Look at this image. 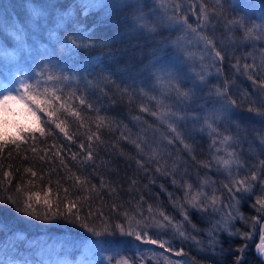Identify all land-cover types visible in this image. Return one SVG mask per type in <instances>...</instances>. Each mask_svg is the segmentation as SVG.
I'll return each mask as SVG.
<instances>
[{
  "label": "trees",
  "instance_id": "1",
  "mask_svg": "<svg viewBox=\"0 0 264 264\" xmlns=\"http://www.w3.org/2000/svg\"><path fill=\"white\" fill-rule=\"evenodd\" d=\"M247 1L264 3V0ZM226 2L0 0V85L15 89L21 78L31 83L43 82L50 74L67 77L55 86L62 89L64 95L75 93L71 103L80 113V118L67 113L60 115L71 140L56 129L55 124H45L44 136L39 133L34 137L26 136L25 143L9 144L0 151V198L14 196L17 186L22 185L25 191L39 195L41 203L47 193L54 206L60 202L61 211L65 204L75 201L74 212L78 211L80 217L78 222L71 219L42 221L18 213L11 206L5 207L0 213L3 220L0 223V264L8 258L19 259L38 244L60 240L97 241L104 248L122 243L126 246L124 253L129 264H135L134 257L140 264H151L150 256L144 254L138 259L134 254L136 250L127 247L131 243L140 247L151 245L147 238L137 240L135 235L127 234L130 219L131 228L141 231L142 237L146 231L148 237L165 242V246L177 242L175 237L179 233L172 225H180V230L188 237L193 224L198 228L202 226L192 210L188 209L191 223H187L179 209V205L185 203L186 191L180 185L195 187L197 184L193 191H201L197 182H208L210 186L215 178L210 158L214 154L208 150L206 139L198 138V127L194 124L199 119L191 116L197 112L196 102L207 103L213 99L210 92L226 87L236 90L234 95L228 92V96L237 101L234 111L240 125H244L248 114L260 117L255 111L250 112V107L264 111L259 100L264 93L259 90L254 98L250 93L253 79H264V68L252 74L243 69L252 59L240 58L251 54L253 49L243 47L236 56L226 52L229 40L236 42L244 38L240 31H231L228 22L236 20L239 14ZM201 5L209 13L216 9L210 23L202 19ZM221 10L223 15H220ZM173 16L186 19V23L183 19L178 23L169 22L168 18ZM199 34L212 39L215 50L221 51L224 59L217 60L204 40V46L197 44L189 53L210 56L212 68L219 71L217 83L212 78L196 82L203 66L193 55H179L184 47L181 39H196ZM69 38L75 39L81 47L72 45ZM197 48H201V52ZM202 87L208 92L199 97ZM253 87L258 89L257 84ZM182 92H188V97L181 96ZM216 97L217 104L224 103L223 97ZM80 98L85 100L83 105L79 103ZM145 108L148 111H144ZM153 112L157 115H152ZM161 113L175 115L161 118ZM101 117L104 118L102 124ZM41 119L46 117L41 114ZM170 124L176 132L171 131ZM164 125L168 128L164 129ZM185 125L188 128L193 125L192 134L185 133ZM93 134L99 136V141L95 137L88 141V136ZM133 141L139 143L142 150L137 149ZM229 142L230 147L237 149L235 133ZM89 150L93 152L91 160L86 159ZM5 172L11 175L6 177ZM259 174L264 175V171L259 169ZM76 177L86 182L81 184ZM173 180L178 183L173 184ZM251 204L243 203L240 212L247 219L261 220L264 213L258 211L255 203ZM161 213L171 219V225L163 220ZM81 221L101 235H93L81 226ZM135 221H140L139 227ZM158 223L166 226L159 227ZM118 224L124 226V232L116 227ZM197 238L205 241L203 237ZM213 241L217 243L213 256L203 261L188 253L187 262L233 264L236 257L242 255L241 264H264L248 240L218 233ZM241 247L243 253L237 251ZM185 248L187 246H181L183 255L188 251Z\"/></svg>",
  "mask_w": 264,
  "mask_h": 264
},
{
  "label": "rangeland",
  "instance_id": "2",
  "mask_svg": "<svg viewBox=\"0 0 264 264\" xmlns=\"http://www.w3.org/2000/svg\"><path fill=\"white\" fill-rule=\"evenodd\" d=\"M220 1L222 2V0ZM224 1L226 2V0ZM227 1L230 3L231 9L239 14L236 20L239 21L243 19L244 22L243 27L240 25H231V31H240L244 35V38L241 41L236 42L229 40L225 45L227 49L226 52H230L232 55L236 56L241 54L243 47L248 46L249 48H252L253 51L251 54L248 56L241 55L240 58L244 60L252 59L249 64L254 67L249 70L254 74L256 69L260 70L261 68H264L262 67V63H264V56H262L264 53V33H262L259 28L260 25H264V3L259 5L253 1V4L259 6L256 7L252 2L247 0ZM253 25L257 27L252 36L249 37L247 34L245 35L246 29L253 27ZM181 40L184 42V47L181 48L183 51H180L179 55L184 57L187 55H193L194 53H189V51L196 47L197 44L204 46L200 34L196 36V39L182 38ZM197 51L201 52V48H197ZM192 57L197 58L199 63L203 66L198 73L196 82L201 83L212 78L217 83L218 78H220L219 71L212 68L210 56L206 57L205 54H195ZM259 70L257 74H259ZM200 75L205 77L203 81L199 79ZM253 84L254 83L250 84L252 85L250 91L252 98H254L255 95H258L260 90L259 88H256L255 90ZM5 89L12 88L0 85V92H3ZM227 92L234 95L236 90L233 88L227 89ZM210 93L213 95V99L207 100V103L200 102V108L191 116L194 115L199 119L194 124V126L198 127V138L204 140L202 139V137H204L206 139L204 141L208 144V150L211 149L214 154V157H210L213 161V167L211 169L215 176L214 182L210 184V186L207 184L208 182H197L199 184L198 188L201 187V191H193V188L197 189V184L195 187L192 186L190 190L186 187L180 186L182 190L190 192L189 197L196 192H203L205 196L202 197V203L209 205L208 209L206 212H200L189 207V209L197 216L199 219L198 221H200L199 224L202 226L200 228H191L194 233L189 232V238L186 240L178 234V236L175 237L177 242L165 246L164 248H161L159 244L151 243L150 244L154 248L149 244L140 247L138 244L131 243L127 246L128 248L136 250L134 254L137 257H141L138 256L140 254H147L150 256L151 264H176L177 261H180V264H190L187 262L188 253L204 261L205 258L214 255V248L217 245V240H213H215V235L218 233L226 235L239 232L241 235L236 236L248 240V242L250 241L257 253H260L258 251V246L264 243V240H262V237H264V215L261 217V220L256 219L255 221H252L253 218L250 219L248 217L247 219V217L240 212L243 203H245V206H252L251 203H255L257 207L261 209V206L257 204L256 201L257 198H264V175L259 174V169H262L261 162H264V142H262V139H264V118L248 114L245 116L244 125H240L241 122L238 116L229 111H222V103L217 104L216 93ZM239 98L245 99L241 97ZM222 100H224V98H222ZM13 107L18 106L13 105ZM187 117L189 118V116ZM217 117H219V119H217ZM16 119L20 120L22 123H30L32 120L31 117H24L23 114L16 117ZM183 119L185 120V117H183ZM209 125H211V127H209ZM213 128L216 129L215 132H213ZM10 130L13 129L10 128ZM232 133H235V136L238 139L237 149L230 147L231 142H228V144L220 143L223 136L227 135L232 137ZM240 146H242V148ZM235 151L239 152V154ZM229 152L235 153L234 157H232L234 162L231 164L230 169H225L220 163H218V159H230L228 155ZM240 156L242 157L241 159ZM229 171L231 172V175H229ZM252 172L258 173V180L253 183L252 193H236L235 198H232V195L224 185L228 184L229 186H233L232 181L250 177ZM180 173L181 172H179V174ZM233 191L235 192L234 186ZM212 196L217 198L215 211L210 205L209 198ZM260 211L261 213H264V210ZM225 221H227V229L224 227ZM252 224H256L255 229L252 228ZM247 225L248 230L251 228V231L249 230L250 233H248V230H245V226ZM243 234L248 235L245 237ZM185 236L187 235L185 234ZM197 237H203L205 241L197 240ZM182 245L187 246L185 249L188 251L185 255H176V253L180 251ZM124 247L126 246L122 243H117V245L113 247L109 246L104 248L99 245L97 241L85 242L60 240L46 245L38 244L33 250L23 253L19 259L8 258L5 260L4 264H117L118 261L126 259ZM168 248H170L171 251H167L166 249ZM151 254H154V256L152 257Z\"/></svg>",
  "mask_w": 264,
  "mask_h": 264
},
{
  "label": "snow or ice",
  "instance_id": "3",
  "mask_svg": "<svg viewBox=\"0 0 264 264\" xmlns=\"http://www.w3.org/2000/svg\"><path fill=\"white\" fill-rule=\"evenodd\" d=\"M179 6H177L178 8ZM216 7H220V5H217ZM200 11L203 14L202 19L205 22H211V17L216 15V9L213 8L212 12L209 13L207 8L204 5L200 6ZM220 15H223V11L221 10ZM184 20L186 23V19L173 16L169 17V22L172 23H178L181 20ZM229 25H240L241 27L244 26L243 19L237 21L232 20L228 22ZM189 28H191V25H188ZM257 26L253 25L251 28H247L246 32L249 37L252 36L254 30ZM260 31L264 33V25L259 26ZM154 31V29H153ZM195 31V29H193ZM72 45H75L76 47H81V45H78L76 43L75 39L69 38ZM206 43L207 46H209L215 54V58L217 60H223L224 57L221 53V51L215 50V44L212 39L208 38L207 36L201 37ZM254 66L251 65H244V70L247 71L250 68H253ZM250 79H253V77H249ZM61 79H67V77H57L55 75H47L46 79L41 82L40 80H36L35 82H28L25 79L21 78L19 81V86L15 89H5L3 92H0V151H2L7 145H17L19 146L21 143H25V137H34L36 133H39L40 136H44L46 134V128L44 127L45 124L51 125L55 124V128L59 129L61 133H63L69 140L72 139V136H70L66 130L65 122L60 120V115L67 113L72 116H75L77 118H80V113L75 110V108L72 106V99L75 96V93H69L67 95L63 94V90L56 87V82H58ZM199 79L203 81L205 77L203 75H200ZM253 83L257 84L258 88L260 89L261 93H264V79L256 80L253 79ZM183 97H188V92H182L180 93ZM216 95L218 97L224 98V103L221 105L222 111H229L232 114H235V108L238 106L237 101L234 99H231L228 96L227 88H217L216 89ZM260 103L264 105V94H262L259 98ZM79 103L83 105L85 103V100L83 98L79 99ZM13 105H17L18 107H13ZM89 108L92 107L91 104L88 105ZM144 111H148L147 108L143 109ZM249 111H255L258 115L264 116V111H261L259 109H254L252 107L249 108ZM23 114L24 117H31L32 120L30 123H22L20 120L16 119V117ZM41 114L46 117V119H41ZM152 115H157V113L153 112ZM175 113H161V118H164L165 116H174ZM100 123L102 124L104 122V118L101 117ZM219 119V117H217ZM60 121V122H57ZM99 127V125H98ZM172 132H176V128L173 127L171 124L169 125ZM211 127V125H209ZM13 129V130H10ZM213 132L216 131V129H212ZM97 141H99L98 135H89L88 141L91 142L93 138ZM124 139H127V137H124ZM232 139L230 136H223L220 143L221 144H228V142ZM262 142H264V139H262ZM137 149H141V145L139 143H136L133 141ZM81 148H84V145H80ZM89 149H91V143L88 145ZM184 147L186 149H189V145L185 144ZM142 150V149H141ZM191 150V149H190ZM33 152L36 151L35 148L32 149ZM59 155V153H56ZM230 159H223L219 158L218 163H220L225 169H230L231 164L234 162L232 157H234L235 153L229 152L228 153ZM43 158V157H42ZM75 158V157H73ZM93 158V152L89 150L87 152L86 159L91 160ZM139 163V162H138ZM262 164V171H264V162H261ZM143 166V165H141ZM207 166V165H206ZM160 169L158 168L157 171ZM26 171L31 172V169H27ZM11 173L5 172L4 176L8 177ZM32 176H36L35 172H31ZM229 175H231V172L229 171ZM76 180L83 184L86 181L80 180L79 177H76ZM258 180V173L252 172L250 177H245L244 179L240 180H234L232 181V185L235 187V192L233 191V186H229L228 184H225L224 187L228 189V192L232 195V198H235L236 193H248L251 194L253 191V183H255ZM10 183V181H9ZM31 183V182H30ZM103 183V181H102ZM178 182L176 180H173V184H177ZM181 187H186L187 189H191L192 185H180ZM49 191H51L49 189ZM67 192V190H65ZM171 195V194H170ZM205 194L203 192H196L192 194L189 197V192L185 191L184 201L185 203L179 205V209L181 212V215L183 216V219L187 223H191L189 215H188V209L189 207L191 209H195L200 212H206L209 205H206L202 203V197H204ZM210 205L213 207V210L215 211V205L217 203V198L215 196H212L209 198ZM239 202V201H238ZM257 204L261 206L260 210H264V198H257L256 201ZM7 206H11L14 211L18 213H22L25 216L28 217H34L37 220L42 221H53L58 219H71L73 222L80 221V217L78 214V211L74 212V209H77V203L75 201H70L67 204L64 205V210H60V202L58 201L55 206L50 203L48 199V194L45 193L44 198L41 203V197L35 193H31L28 191H25L24 187L17 186L16 188V194L14 196H8L6 198H0V213H2L3 209ZM187 206V207H186ZM43 208V211H40L39 208ZM255 207V205H254ZM127 216V213H125ZM161 216L163 217L164 221H167L168 225L172 224L171 219L168 216H165L163 213H161ZM255 220V218H253ZM3 220L0 218V223H2ZM130 227L128 230L129 235H135L137 240H141L144 238H147V242L151 244H159L161 248L165 247V242L154 240L148 237V234L146 231L143 232V237L141 235V231H135L131 228L132 220L129 221ZM137 227L140 226V221H135ZM81 226L86 228L89 232H92L95 236H100L101 232L96 231L94 228L88 227L87 223H83L81 221ZM159 227H165L166 225L163 223H158ZM176 228V231L179 233L181 237L184 239H188L189 237L185 236V233L180 230V225H172ZM193 228L196 227L195 224L192 225ZM117 228L120 229L121 232H124V226L123 225H116ZM146 227V226H145ZM225 229H227V221H225L224 224ZM105 231H107V228H105ZM230 236H236L241 235L239 232L235 233H229ZM245 237H247L248 234H243ZM262 240H264V237H262ZM167 251H171L170 248L166 249ZM238 252L243 253L244 248H238ZM258 251L261 255H264V244H261L258 246ZM183 254V249H180L179 252L176 253V255ZM242 255L237 256L236 259L233 261V264H241L242 261ZM117 264H128V261L126 259H122L121 261H118ZM176 264H180V261H177Z\"/></svg>",
  "mask_w": 264,
  "mask_h": 264
},
{
  "label": "bare ground",
  "instance_id": "4",
  "mask_svg": "<svg viewBox=\"0 0 264 264\" xmlns=\"http://www.w3.org/2000/svg\"><path fill=\"white\" fill-rule=\"evenodd\" d=\"M206 92H208L207 88H206V87H202V88L199 89V91H198V96H199V97H204L205 94H206ZM200 102H202V101H197V102H196V104H197V105L195 106V107H196V110L200 108V106H201V105H199ZM163 128H164V129H167L168 127H167L166 125H164ZM185 128L187 129L185 133H187V134H189V135L193 133V129H192V128H193V125H192L191 127L189 126V128H188V125H185ZM176 155H178V151H177V150H176ZM262 231H263V230H262ZM263 232H264V231H263ZM248 233H250V232L248 231ZM262 244H264V243H262ZM255 253L257 254V256H258L262 261H264V259L261 258V257L264 258V255H261V257H260V256H259L260 253H257L256 250H255ZM138 256L144 257V254H140V255H138ZM141 257H138V259H140ZM133 262H134L135 264H140V263L136 260L135 257L133 258Z\"/></svg>",
  "mask_w": 264,
  "mask_h": 264
},
{
  "label": "water",
  "instance_id": "5",
  "mask_svg": "<svg viewBox=\"0 0 264 264\" xmlns=\"http://www.w3.org/2000/svg\"><path fill=\"white\" fill-rule=\"evenodd\" d=\"M259 256L261 257V254H259ZM262 259H264L263 257H261Z\"/></svg>",
  "mask_w": 264,
  "mask_h": 264
}]
</instances>
